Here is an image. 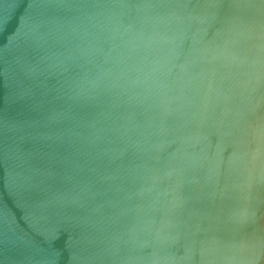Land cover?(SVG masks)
I'll return each mask as SVG.
<instances>
[{"label": "water", "instance_id": "water-1", "mask_svg": "<svg viewBox=\"0 0 264 264\" xmlns=\"http://www.w3.org/2000/svg\"><path fill=\"white\" fill-rule=\"evenodd\" d=\"M0 264H264V0H0Z\"/></svg>", "mask_w": 264, "mask_h": 264}]
</instances>
